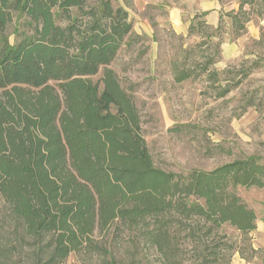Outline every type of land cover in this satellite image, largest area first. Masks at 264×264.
Here are the masks:
<instances>
[{"label": "trees", "instance_id": "trees-1", "mask_svg": "<svg viewBox=\"0 0 264 264\" xmlns=\"http://www.w3.org/2000/svg\"><path fill=\"white\" fill-rule=\"evenodd\" d=\"M113 1L0 0V264H62L80 252L101 264H232L235 252L252 259L256 214L236 188L264 187V160L185 175L154 163L134 86L109 66L139 38ZM228 1L219 0L215 29L226 16L238 36L245 5L256 0L225 11ZM204 15L192 16L189 32L208 40ZM212 63L206 58L203 70ZM191 75L174 73L176 81Z\"/></svg>", "mask_w": 264, "mask_h": 264}, {"label": "rangeland", "instance_id": "rangeland-1", "mask_svg": "<svg viewBox=\"0 0 264 264\" xmlns=\"http://www.w3.org/2000/svg\"><path fill=\"white\" fill-rule=\"evenodd\" d=\"M231 2L238 8L239 0ZM113 3L128 11L132 32L139 38L128 39L109 66L123 86H134V102L154 163L185 175L241 157L264 160V0L245 5L251 10L240 35L235 36L230 19L224 16L221 29L211 28L208 40L198 28L189 32L192 12L186 4L181 6L182 24L177 26L168 0ZM205 57L213 58L211 73L203 70ZM177 67L189 69L191 77L176 81ZM212 72L217 73L215 82ZM236 192L256 214V228L249 236L257 252L250 260L235 252L231 263L264 264V187L238 186ZM223 231L236 238L232 227L225 225ZM116 247V256L123 259L129 239L120 240ZM148 254L157 262L153 250ZM62 264H101V260L83 252L70 253Z\"/></svg>", "mask_w": 264, "mask_h": 264}, {"label": "crops", "instance_id": "crops-1", "mask_svg": "<svg viewBox=\"0 0 264 264\" xmlns=\"http://www.w3.org/2000/svg\"><path fill=\"white\" fill-rule=\"evenodd\" d=\"M158 1H161V0H158ZM140 2H142L144 5H146V4H148L149 0H140ZM168 2L171 3V7L169 9L170 10L169 14H170L171 20L177 26H180L182 24V21H181V11H182L181 6H182V4H186L188 6V8L192 12V16L195 13L205 12L203 19L212 28H215L218 25L220 10L222 7V4L219 2V0H180V3H178V2L175 3L176 0H168ZM229 2H231V1H229ZM223 9L225 11H228L231 9L236 10L237 9V3L231 2L229 5L224 4Z\"/></svg>", "mask_w": 264, "mask_h": 264}]
</instances>
